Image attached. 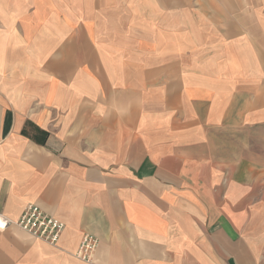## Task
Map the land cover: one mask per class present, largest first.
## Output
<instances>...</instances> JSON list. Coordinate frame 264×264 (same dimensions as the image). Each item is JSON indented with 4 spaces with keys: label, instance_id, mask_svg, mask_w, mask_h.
Instances as JSON below:
<instances>
[{
    "label": "crops",
    "instance_id": "1",
    "mask_svg": "<svg viewBox=\"0 0 264 264\" xmlns=\"http://www.w3.org/2000/svg\"><path fill=\"white\" fill-rule=\"evenodd\" d=\"M0 264H264V0H0ZM97 248L75 256L85 237Z\"/></svg>",
    "mask_w": 264,
    "mask_h": 264
},
{
    "label": "built area",
    "instance_id": "2",
    "mask_svg": "<svg viewBox=\"0 0 264 264\" xmlns=\"http://www.w3.org/2000/svg\"><path fill=\"white\" fill-rule=\"evenodd\" d=\"M14 226L26 232L36 240L57 246L65 229L64 224L56 217L43 211L36 205H29L22 216L12 221L0 213V230ZM97 248V242L92 237H85L75 256L87 263L92 261V253Z\"/></svg>",
    "mask_w": 264,
    "mask_h": 264
}]
</instances>
